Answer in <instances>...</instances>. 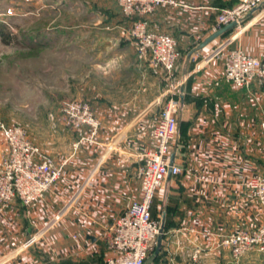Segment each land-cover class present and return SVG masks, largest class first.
I'll use <instances>...</instances> for the list:
<instances>
[{
    "label": "crops",
    "instance_id": "0c3cea01",
    "mask_svg": "<svg viewBox=\"0 0 264 264\" xmlns=\"http://www.w3.org/2000/svg\"><path fill=\"white\" fill-rule=\"evenodd\" d=\"M236 1L184 2L188 26L181 27L207 29L203 41L217 9ZM263 16L264 4L246 17L250 22L237 40L262 60ZM180 33L174 80L182 93L172 146L180 172L169 174L156 190L151 212L161 242L145 264H188L194 253L202 264H264V253L257 251L231 262L229 250L218 245L221 234L264 222V208L245 186L248 176L264 172V89L252 85L250 94L224 79L220 60L203 63L202 55L233 31L200 49L191 46L188 31ZM127 61L124 86L108 99L98 95L93 100L97 132L83 128L81 146L59 158L61 177L35 205L16 200L0 212V264H106L113 222L140 198L136 170L143 154L155 147L151 130L173 80L163 69L154 74L148 61L135 56ZM32 236L36 240L24 246Z\"/></svg>",
    "mask_w": 264,
    "mask_h": 264
},
{
    "label": "rangeland",
    "instance_id": "374dc122",
    "mask_svg": "<svg viewBox=\"0 0 264 264\" xmlns=\"http://www.w3.org/2000/svg\"><path fill=\"white\" fill-rule=\"evenodd\" d=\"M174 1L148 10L143 0H0V28L5 35H0V124L23 129L30 143L62 167L59 158L81 146L79 135L88 127H74L65 113L66 106L85 102L95 116L93 100L98 95L108 99L118 91L116 87L124 86V72L130 67L127 59L135 56L147 61L138 56L139 23L146 32L170 35L179 53L180 32H189L191 46L202 42L207 29L196 32L181 27L182 23L188 26L189 14L181 8L189 0ZM224 8L213 15L211 33ZM164 16L169 20H163ZM245 21L247 18L238 38L246 28ZM232 29L235 32L237 28ZM212 50L201 58H208ZM5 153L0 130V161ZM258 174L264 172L253 175ZM259 205L264 208V204ZM252 253L256 251L238 259L230 254L231 262Z\"/></svg>",
    "mask_w": 264,
    "mask_h": 264
},
{
    "label": "built area",
    "instance_id": "2783aa9c",
    "mask_svg": "<svg viewBox=\"0 0 264 264\" xmlns=\"http://www.w3.org/2000/svg\"><path fill=\"white\" fill-rule=\"evenodd\" d=\"M162 2L175 4L174 0H143L148 10ZM263 4L264 0H237L233 6L221 9L213 31L232 22L237 29L220 42L208 58L203 56L202 59L203 63L220 60L224 79L237 88H245L250 94L252 85L264 89V60L245 52L237 40L245 18ZM137 31L139 58L147 59L154 74L163 69L173 80L168 88L169 98L151 130L155 147L143 154V161L136 170L140 198L131 201L113 222L108 238L111 254L105 259L106 264H145L160 235L159 222L151 212L156 190L169 174L180 172L172 159L182 93L180 82L174 80L180 66V53L170 35L146 32L140 23ZM65 113L74 127L85 124L91 129V135L96 133L99 121L87 103H70ZM261 128L264 137V120ZM0 130L6 144V153L0 161V212L16 200L24 206L35 205L61 177L62 167L30 143L20 127L0 124ZM245 186L252 199L264 204V175L248 177ZM35 240V236L30 237L24 246ZM218 245L228 249L234 259L247 252L264 253V223L223 233L218 237ZM188 264H202L198 253L192 255Z\"/></svg>",
    "mask_w": 264,
    "mask_h": 264
},
{
    "label": "water",
    "instance_id": "95a60500",
    "mask_svg": "<svg viewBox=\"0 0 264 264\" xmlns=\"http://www.w3.org/2000/svg\"><path fill=\"white\" fill-rule=\"evenodd\" d=\"M235 25V22L229 23L223 27L218 28L217 30H215L213 33H211L209 36H207L198 46L197 49L202 48L203 46H205L208 42H210L211 40H213L214 38L224 34L225 32L229 31L230 29H232ZM160 242H161V237H158L157 240V247L160 246Z\"/></svg>",
    "mask_w": 264,
    "mask_h": 264
},
{
    "label": "trees",
    "instance_id": "16d2710c",
    "mask_svg": "<svg viewBox=\"0 0 264 264\" xmlns=\"http://www.w3.org/2000/svg\"><path fill=\"white\" fill-rule=\"evenodd\" d=\"M0 35L2 36V38L5 37L3 28H0Z\"/></svg>",
    "mask_w": 264,
    "mask_h": 264
}]
</instances>
